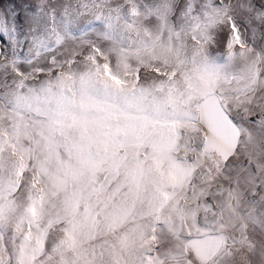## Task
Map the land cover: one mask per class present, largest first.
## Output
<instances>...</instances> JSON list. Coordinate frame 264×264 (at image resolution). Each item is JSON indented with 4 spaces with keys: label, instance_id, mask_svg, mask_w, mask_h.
<instances>
[{
    "label": "snow or ice",
    "instance_id": "snow-or-ice-1",
    "mask_svg": "<svg viewBox=\"0 0 264 264\" xmlns=\"http://www.w3.org/2000/svg\"><path fill=\"white\" fill-rule=\"evenodd\" d=\"M0 264H264V0H0Z\"/></svg>",
    "mask_w": 264,
    "mask_h": 264
}]
</instances>
